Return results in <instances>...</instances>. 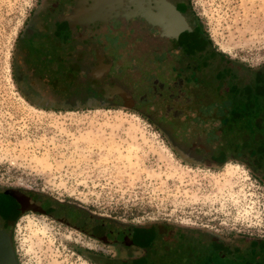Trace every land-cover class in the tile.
<instances>
[{
  "label": "rangeland",
  "instance_id": "obj_1",
  "mask_svg": "<svg viewBox=\"0 0 264 264\" xmlns=\"http://www.w3.org/2000/svg\"><path fill=\"white\" fill-rule=\"evenodd\" d=\"M37 2L0 0V187L44 190L139 226L166 224L175 235L167 245L177 232L185 240L198 228L236 236L264 234V165L244 159L221 167L188 165L163 132L170 128L168 121L189 125L185 120L146 118L111 104L75 113L43 111L24 98L14 62L24 23ZM190 2L209 47L218 54L213 68L225 69L227 85L233 86L240 74L248 80L254 70L264 69V0ZM127 34L132 42L125 44L127 61L136 56L149 62L154 43L147 48L148 36ZM240 103L242 109L248 104ZM166 104L161 103L162 109ZM261 105L250 103V112ZM177 106L188 111L189 104ZM15 241L21 264H126L130 254L142 253L116 250L34 213L19 219ZM171 245L157 264H189L188 251Z\"/></svg>",
  "mask_w": 264,
  "mask_h": 264
},
{
  "label": "flooded vegetation",
  "instance_id": "obj_2",
  "mask_svg": "<svg viewBox=\"0 0 264 264\" xmlns=\"http://www.w3.org/2000/svg\"><path fill=\"white\" fill-rule=\"evenodd\" d=\"M127 32L148 36L147 48L154 43L149 62L136 56L127 61ZM209 43L187 0H38L19 37L14 76L24 98L43 111L75 113L111 104L146 118L185 120L189 125L168 121L163 132L188 165L221 167L241 159L264 165V69L227 85L225 69L213 68L218 54ZM258 101L261 109L250 112V103ZM181 102L188 111L177 106ZM157 229L168 231L163 224ZM146 230L136 228L135 245L114 247L140 249L145 264L159 263L172 243L188 251L189 264H264V234L198 228L185 240L177 232L160 247Z\"/></svg>",
  "mask_w": 264,
  "mask_h": 264
},
{
  "label": "water",
  "instance_id": "obj_3",
  "mask_svg": "<svg viewBox=\"0 0 264 264\" xmlns=\"http://www.w3.org/2000/svg\"><path fill=\"white\" fill-rule=\"evenodd\" d=\"M190 10L194 15L191 7ZM122 83H120L121 86ZM29 213L47 216L71 227L104 244L135 245L136 228H146L145 233L153 236L159 244L169 243L174 238L171 228L163 234L157 228L139 226L111 216L98 214L87 207L66 201L44 190L22 187H0V264H21L15 241V229L19 219ZM158 234L157 238L156 235ZM174 234V233H173Z\"/></svg>",
  "mask_w": 264,
  "mask_h": 264
},
{
  "label": "trees",
  "instance_id": "obj_4",
  "mask_svg": "<svg viewBox=\"0 0 264 264\" xmlns=\"http://www.w3.org/2000/svg\"><path fill=\"white\" fill-rule=\"evenodd\" d=\"M136 250H140L137 249ZM162 255H167L166 252H161ZM127 263L126 264H145V262L142 261L141 253H132L127 257Z\"/></svg>",
  "mask_w": 264,
  "mask_h": 264
}]
</instances>
